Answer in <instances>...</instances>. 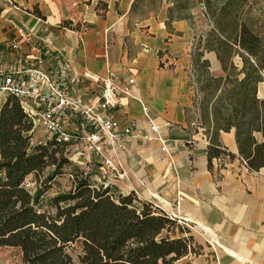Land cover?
I'll return each mask as SVG.
<instances>
[{"label": "crops", "instance_id": "0c3cea01", "mask_svg": "<svg viewBox=\"0 0 264 264\" xmlns=\"http://www.w3.org/2000/svg\"><path fill=\"white\" fill-rule=\"evenodd\" d=\"M45 1L0 0V49L20 41L21 54L28 55L20 32L48 43L70 66L74 92L82 95L100 92L85 75L111 74L120 86L135 80L130 93L121 94L123 106L110 111L121 130L129 124L136 133L124 139L119 154L126 177L115 179L92 166L88 172L94 181L143 202L164 200L171 205L167 215L179 206L178 218L203 252L175 264H264V168L247 169L232 131L222 132L220 142L236 159H214L209 170L208 140L197 127L189 85L197 29L190 0H91L72 11ZM99 2L107 10L97 9ZM35 8L45 21L32 14ZM204 59L213 75V70L222 72L214 53Z\"/></svg>", "mask_w": 264, "mask_h": 264}, {"label": "trees", "instance_id": "16d2710c", "mask_svg": "<svg viewBox=\"0 0 264 264\" xmlns=\"http://www.w3.org/2000/svg\"><path fill=\"white\" fill-rule=\"evenodd\" d=\"M202 1L212 29L204 38L195 36L189 85L197 127L208 140L209 170L214 159H236L220 142L222 132L234 131L241 162L259 171L264 168V141L257 138H264V94L259 95L264 20L255 16L258 0H221L216 9L214 0ZM32 14L46 20L38 8ZM206 53L216 55L222 75L211 73ZM33 135L32 121L9 98L0 109V247L20 249L26 264H175L202 254L189 229L153 203L96 183L91 172L72 166L65 145L33 143ZM49 167L54 170L45 185L68 167H74L73 181L69 191L44 205L46 188L40 184L31 194L24 183ZM76 243L81 247L77 262L70 252Z\"/></svg>", "mask_w": 264, "mask_h": 264}, {"label": "built area", "instance_id": "2783aa9c", "mask_svg": "<svg viewBox=\"0 0 264 264\" xmlns=\"http://www.w3.org/2000/svg\"><path fill=\"white\" fill-rule=\"evenodd\" d=\"M19 37L27 44L28 55L21 54L20 41H10L0 49V109L9 98L15 99L32 121L33 133L42 131L43 140L39 142L65 145L68 158L76 156V163L85 169L100 166L109 177L124 179L119 154L124 139L136 133L129 124L121 130L110 111L123 106L121 94L130 93L135 80L120 86L111 74L103 78L85 75L100 85V92L97 96L75 93L76 80L59 52L30 34L20 32ZM146 117L152 123L147 113ZM152 128L156 132L154 125ZM27 185L26 179L24 186ZM153 205L165 213L171 208L157 197ZM178 209L179 206L168 216L187 225L178 218Z\"/></svg>", "mask_w": 264, "mask_h": 264}, {"label": "rangeland", "instance_id": "374dc122", "mask_svg": "<svg viewBox=\"0 0 264 264\" xmlns=\"http://www.w3.org/2000/svg\"><path fill=\"white\" fill-rule=\"evenodd\" d=\"M45 2H47V5H53L55 3L60 9L62 10L69 9L70 11L76 8L77 4L79 3H85L88 5L91 4V0H46ZM221 2H222L221 0H214L213 8L215 9L218 8ZM155 4H156L155 1H153L151 4L152 9L155 6ZM189 5L192 8H195V12H196L195 23H196L197 29H196L195 34L197 37L204 38L206 37V34L212 29V22L210 18H207L204 15L206 13L205 2L202 0H190ZM256 8H257V12L255 13V16H257L261 20H264V0H258ZM98 9L104 12L105 7L104 5H99ZM78 25L79 24H77V26ZM197 40L199 39L197 38ZM194 43H196L195 38L192 41V44ZM189 47L191 48L190 51H192L193 45ZM165 55L166 54H162L161 59L166 57ZM176 56L178 57L179 55H176ZM210 57L211 56H208V58ZM235 62L239 63V59H235ZM213 73L215 75H222V72H220L219 70H213ZM259 94L263 96L264 85L260 86ZM33 140L35 142H39L43 140L42 131L36 130L33 135ZM70 163L72 164V166L77 167L78 170H86L88 172V170L85 169L84 166L77 164L76 160L74 161V159H72L70 160ZM74 167L65 168L64 169L65 173L62 176L55 178L53 181L47 183V185L44 184L45 178L48 176L51 170H54V168L49 167L44 171V173L39 174L38 176L30 175L29 177H27L29 185H27L25 188L31 194H35L37 189H39V185L41 184L42 188H46V190L43 192L41 203H43L44 205H47L48 201L51 198L57 196L59 193L67 192L71 189L72 181H73V177L71 176V170H74ZM179 225L187 227L186 225H183V224H179ZM70 252L72 253L75 261L77 262V256L81 253L80 244L76 243L72 245L70 248ZM0 264H26V263L23 260V255L20 249L5 246V247H0Z\"/></svg>", "mask_w": 264, "mask_h": 264}, {"label": "water", "instance_id": "95a60500", "mask_svg": "<svg viewBox=\"0 0 264 264\" xmlns=\"http://www.w3.org/2000/svg\"><path fill=\"white\" fill-rule=\"evenodd\" d=\"M261 97H262V95L261 94H259Z\"/></svg>", "mask_w": 264, "mask_h": 264}]
</instances>
